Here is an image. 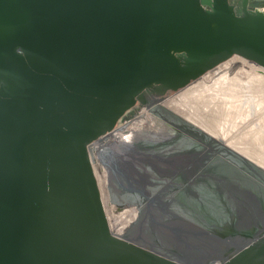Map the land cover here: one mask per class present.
<instances>
[{
	"label": "water",
	"instance_id": "95a60500",
	"mask_svg": "<svg viewBox=\"0 0 264 264\" xmlns=\"http://www.w3.org/2000/svg\"><path fill=\"white\" fill-rule=\"evenodd\" d=\"M237 1L0 0V264H264V225L197 258L164 241L181 228L162 211L148 227L141 214L139 236L115 235L89 153L141 105L234 57L264 70V10ZM195 196L211 207L176 214L242 229L224 225L236 195Z\"/></svg>",
	"mask_w": 264,
	"mask_h": 264
},
{
	"label": "flooded vegetation",
	"instance_id": "af4514ba",
	"mask_svg": "<svg viewBox=\"0 0 264 264\" xmlns=\"http://www.w3.org/2000/svg\"><path fill=\"white\" fill-rule=\"evenodd\" d=\"M238 1L232 2L236 9L242 7ZM263 7L264 0H248L245 6L249 11ZM241 70L237 63L214 74L208 82L201 77L194 91L172 99L179 110L161 97L141 105L139 127L117 140L102 157L107 184L102 188L103 196L118 207L129 205L144 214L166 213L165 226L181 228L177 231L181 236L163 230L164 241L187 257L212 255L220 251L222 242L235 243L264 225V76L257 73L254 85L239 75ZM204 191L236 195L235 203L226 201L223 205L226 208L230 204L236 213L224 225L239 224L242 229L215 233L206 226H214L218 219L194 216L188 221L176 214L192 208L199 216L200 205L203 209L211 207L195 196ZM188 194L195 196L194 201L184 197ZM141 195L147 198L142 200ZM244 212L251 217L244 218ZM147 216L144 226H153V220L161 223L155 214L154 218L151 213ZM186 223L200 231L187 229ZM203 244L209 250L204 251Z\"/></svg>",
	"mask_w": 264,
	"mask_h": 264
},
{
	"label": "built area",
	"instance_id": "2783aa9c",
	"mask_svg": "<svg viewBox=\"0 0 264 264\" xmlns=\"http://www.w3.org/2000/svg\"><path fill=\"white\" fill-rule=\"evenodd\" d=\"M262 10H264V7L262 8ZM228 61L211 69L202 77H208V76L210 77V75L215 74L217 70L222 71L223 69L228 67L230 63L231 64L233 63L232 61L231 62ZM137 116L138 113H136L133 118L126 120L121 126L117 127L112 132L108 133L107 135L103 136L102 138L90 144L89 153H90L91 163L93 165V169L95 171L96 176L101 181V185H100L101 188H103L104 186L103 184L106 177V168L102 157L104 156L105 151H107V149H109L110 146L114 145L117 140L125 138L130 133V131L134 128V126L138 122L136 120ZM124 131H126V133H124Z\"/></svg>",
	"mask_w": 264,
	"mask_h": 264
},
{
	"label": "bare ground",
	"instance_id": "6f19581e",
	"mask_svg": "<svg viewBox=\"0 0 264 264\" xmlns=\"http://www.w3.org/2000/svg\"><path fill=\"white\" fill-rule=\"evenodd\" d=\"M237 63V62H236ZM220 71L217 70L216 73H219ZM258 72L261 74V76L263 75L264 76V70H261L259 69ZM215 73V74H216ZM211 77L213 76H210L208 78H202L204 81H210L211 80ZM198 85V82H195L193 84V87L190 88L189 91H194L195 87ZM173 98L169 99V103L171 105V107L175 110H179L177 105L173 102L174 100H172ZM167 101V102H168ZM124 133H126V131H124ZM103 159V158H102ZM135 219L136 221L135 222H127L126 224H123V225H120V222H121V219H122V216L118 213V215L114 214L113 212H109L108 213V219H109V224L111 226V230L112 232L119 236V237H122V238H126V239H131V238H135L137 236H139L141 233H139V229L141 228V214H142V211L141 209H138L137 208V211L135 212ZM110 214V215H109ZM115 227V228H114ZM141 230V229H140Z\"/></svg>",
	"mask_w": 264,
	"mask_h": 264
},
{
	"label": "rangeland",
	"instance_id": "374dc122",
	"mask_svg": "<svg viewBox=\"0 0 264 264\" xmlns=\"http://www.w3.org/2000/svg\"><path fill=\"white\" fill-rule=\"evenodd\" d=\"M231 61L233 63L232 64L230 63L228 65V67H226L225 69L230 68L233 64H237L236 62H238L239 65H240V68L243 69L239 73L240 76H242L245 79H250L252 84H254L256 82V79L259 78L258 75H257V72L254 71V70H258L257 68H259L256 65H254L252 63H249V62L241 59L240 57H234V58L230 59L228 62H231ZM225 69H223V70H225ZM213 75L214 74H212L210 76H213ZM103 201H104V205H105L107 213H109L111 211L114 214H116L118 212H119L118 214H121V213L125 212L126 210H128V213L125 216L122 217L120 225L126 224L128 221H133L134 220L135 214H136L135 212L137 211L136 208H134L132 206H129V205L124 206V207L115 206L113 204V202L109 201V199H108V197L106 195L103 197ZM118 214H116V215H118Z\"/></svg>",
	"mask_w": 264,
	"mask_h": 264
}]
</instances>
